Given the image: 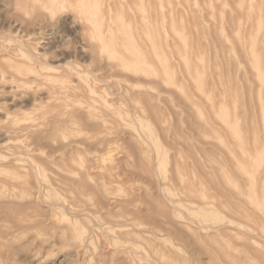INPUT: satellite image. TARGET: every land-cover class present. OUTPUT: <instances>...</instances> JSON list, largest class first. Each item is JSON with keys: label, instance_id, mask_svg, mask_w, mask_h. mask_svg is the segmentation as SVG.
Segmentation results:
<instances>
[{"label": "rangeland", "instance_id": "rangeland-1", "mask_svg": "<svg viewBox=\"0 0 264 264\" xmlns=\"http://www.w3.org/2000/svg\"><path fill=\"white\" fill-rule=\"evenodd\" d=\"M15 49L0 264H264V0H0Z\"/></svg>", "mask_w": 264, "mask_h": 264}, {"label": "bare ground", "instance_id": "bare-ground-1", "mask_svg": "<svg viewBox=\"0 0 264 264\" xmlns=\"http://www.w3.org/2000/svg\"><path fill=\"white\" fill-rule=\"evenodd\" d=\"M54 1H55V0H54ZM56 1H57V0H56ZM77 2H78V1H77ZM75 3H76V2H75ZM62 5H63V4H62ZM13 39H14V38H13ZM14 41H15V40H14ZM15 42H16V41H15ZM43 45H44V44H43ZM123 46H124V44H123ZM7 49H8V48H7ZM126 50H127V49H126ZM8 51H9V50H8ZM12 51H13V52H9L10 54H4V53L1 54V55H0V59H2V60H11V59H12V55L18 53V52H17V49L12 50ZM24 51H25V50H24ZM5 52H6V51H5ZM27 53H28V51H27ZM32 53H33V52H32ZM40 56L42 57V55H40ZM43 56H44V55H43ZM41 57H40V58H41ZM45 57H46V55H45ZM42 58H43V57H42ZM42 58H41V60H42ZM43 60H44V58H43ZM10 62H12V60H11ZM51 62H53V61H51ZM16 63H17V62H16ZM44 63H45V61H44ZM54 63H56V62H54ZM36 64H38V63H36ZM46 64H47V63H46ZM16 65H17V64H16ZM53 66H54V65H53ZM23 67H24V65H23ZM57 68H58V67H57ZM16 69H17V68H16ZM59 69H60V68H59ZM26 70H27V69H26ZM26 70H25V71H26ZM28 70H29V71H27V72L30 73V70H31V69H28ZM37 70H38V69H37ZM60 71H61V70H60ZM24 73H25V72H23V73L21 72V74H24ZM27 74H28V73H27ZM30 75H31V73H30ZM34 75H35V76H34ZM34 75H33V76L35 77V79H36L37 77H38V78H39V77H43L44 79H45V78H46V79L49 78V76H45V75H43V74H41V73H39V72H36V71H35V74H34ZM26 76H27V75H26ZM26 76H25V77H26ZM33 76H32V77H33ZM36 76H37V77H36ZM28 77H29V75H28ZM30 77H31V76H30ZM30 77H29V78H30ZM21 78H22V76H21ZM38 78H37V79H38ZM57 78H58V77H57ZM1 79L3 80V75H2V78H1ZM9 79L11 80V79H17V78H15V77H13V76L11 75V77H9ZM26 79L28 80V78H26ZM37 79H36V82L39 81V80H37ZM53 79H54V78H53ZM17 82H18V83H19V82H20V83H22V82L25 83L22 79H17ZM17 82H16V83H17ZM29 82H30V81H29ZM44 82H46V81H43L42 84H44ZM27 83H28V82H27ZM31 83H32V81H31ZM33 83H34V80H33ZM4 84H5V83H4ZM37 84H38V83H37ZM14 85H15V82H14ZM28 85H29V83H28ZM14 87H15V86H14ZM15 88H17V87H15ZM19 88H20V87H19ZM71 89H72L73 91L70 90V92H75V91H76V90H74V88H71ZM15 90H16V89H15ZM60 93H61V92H60ZM51 94H52V93H51ZM51 96H52V95H51ZM74 96H75V95H74ZM31 97H32V96H31ZM67 97H68V96H67ZM79 97H80V96H79ZM68 98H69V97H68ZM66 99H67V98H66ZM66 99H65V100H66ZM63 101H64V100H63ZM227 117H228V116H227ZM236 136H237V135H236ZM241 138H242V137H241Z\"/></svg>", "mask_w": 264, "mask_h": 264}]
</instances>
